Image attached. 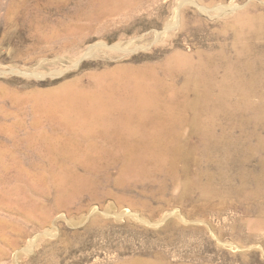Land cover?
I'll return each instance as SVG.
<instances>
[{"label": "rangeland", "instance_id": "rangeland-1", "mask_svg": "<svg viewBox=\"0 0 264 264\" xmlns=\"http://www.w3.org/2000/svg\"><path fill=\"white\" fill-rule=\"evenodd\" d=\"M135 78L185 161L81 164ZM0 264H264V0H0Z\"/></svg>", "mask_w": 264, "mask_h": 264}, {"label": "bare ground", "instance_id": "bare-ground-1", "mask_svg": "<svg viewBox=\"0 0 264 264\" xmlns=\"http://www.w3.org/2000/svg\"><path fill=\"white\" fill-rule=\"evenodd\" d=\"M226 9H229V8H226V7H224V8H220V7L219 8H216V10H222V11H225ZM135 71H137V70H135ZM142 77H144V76H142ZM135 79L137 80V78H135ZM135 79H134V81H136ZM132 81H133V78L131 79V82ZM139 83H140V81H138V83H136L134 85L133 84L131 85V90L129 88L130 93L126 94L127 96L124 95L125 97H127L126 100H125V102H121L119 100L120 99L119 97H118L119 99L117 100V98H114L113 96H112L113 98H111L109 96V101L108 102L106 101L105 103H103L102 101H100V99H101L100 98L99 99L100 102H98L99 105H97L96 109H93L92 111H90L88 113V115L91 116L90 118L93 119L94 122H96V124H95L96 126H92L91 125L89 127H86V125L88 124L87 123V124H84L85 125V127H84L82 125V123H81V125L83 126V128H80L79 129L80 134L83 135V139L85 141H90V142L84 144L85 147L87 146V152H89V151L91 152L90 157L83 158L84 156L81 157V156L78 155V154H85L86 153V151L83 149V146H82L83 144L77 143L78 144L77 146H72V145H68L69 144L68 143V144H59V145H55V146H51L49 144L51 147L49 149L47 148L48 154L46 153L47 156L49 157L48 159H51V161H53V162H55V161L56 162L75 161V160L78 159L77 156H79L80 163L83 164V165H87L88 167L90 166L89 162H91V163L92 162L102 163L104 161L106 162L105 159H107V160H109L112 163H120L122 165L123 169H125L126 167H128L129 163H131L132 160H136L138 158L137 156H141V155H145V161L148 162L149 164H153L155 166L154 168H157V166H160V168L162 169L163 167L168 166V167H171L173 169L174 166H175V164L177 162H179V161L184 162L185 159H186V154H185V150L183 149L182 144L179 143V141H178V138H179L178 137V133L180 131H177L176 130V127H175V124H174L175 120H173V119H167L163 123L162 119L160 120V119L156 118L157 116H161V115H157V114H159L158 112H160L161 109L159 110V109L155 108V106L158 107V105H159V104H155L158 101L154 102V100H153V99H155L154 98L155 95H154L153 90L156 88L157 85L155 86L154 89L152 88L153 89L152 91H151V89H149V92H146L145 89L142 88V87H144L143 82H142L141 85ZM129 84H130V82H129ZM127 86H129V85L127 84ZM119 87L121 88V86H119ZM197 88H198V86H197ZM159 89H163V88H159ZM100 90H102V89H100ZM118 90H120V89H118ZM121 90H123V88ZM196 91L197 90H195V95H197V97H198L199 95L197 94ZM100 92H102V91H100ZM104 93H102V95H105ZM97 95L100 96V94H98V93H97ZM99 96H97V97H99ZM79 97H81V96L79 95ZM71 99L72 98H70V100ZM93 100L96 101L94 99V97H93ZM199 100H200V98H199ZM202 100H204V99H202ZM94 101H92V102H94ZM192 101L194 103V100L193 99H192ZM192 101H190L191 102L190 104H192ZM101 102L103 104H101ZM96 104H97V101H96ZM187 105H189V104H187ZM196 105H198V104H196ZM189 106H192V105H189ZM79 108H80V106H79ZM91 108L92 107L90 106V110H91ZM170 108H171V106H169L167 108H164V109L169 112ZM61 109H65V108L63 107ZM88 109H89V107H88ZM77 110H80V109H76V111ZM191 110H194V109H191ZM195 112H197V111H195ZM78 114H79V112H78ZM155 114L157 115V116H155L156 120L157 119L160 120L159 124L157 123L158 122V120H157L156 123L158 125L154 122L156 125H152V126L150 125V126H148V127L145 128V119H147V121H149V119H150L149 122H151V118L154 117ZM85 115L87 116V111H86V114ZM183 115L184 114L182 113V116ZM79 116H80V114H79ZM80 117H84V116H80ZM155 118H154V120H155ZM167 118H169V117L167 116ZM81 119H83V118H81ZM85 119H84V122H85ZM179 120H180V118H179ZM76 121H78V120H76ZM129 121H134L137 125H135L133 127H129L128 124H127ZM98 122L99 123H103V125H101V124L98 125ZM180 123H182V122H180ZM91 124H92V122H91ZM79 127H81V126L79 125ZM198 128H200V127L198 126ZM210 128H212V127H210ZM74 130H75V128H74ZM208 130H209V128H208ZM90 138L91 139H94V140H96V138H97V140L99 142L104 143L106 145V147H100V146H98L97 143L94 140L91 141ZM220 138H221V136H220ZM224 140L226 141V139H224ZM224 140L221 139V141H224ZM226 142H228V141H226ZM62 143H65V142H62ZM70 144H72V143L70 142ZM206 154H208V153H206ZM140 161L142 162V160H140ZM136 162H138V161H136ZM210 163H212V162H210ZM144 167H145V165L143 167L141 166V168H144ZM66 169H68V168H66ZM128 170H130V169H128ZM150 170H152V168ZM172 172H169V173H172ZM205 189H207V188L206 187H203V189H202L203 190V194L205 196H209V193H207ZM186 190H187V187H186ZM207 191H209V190H207Z\"/></svg>", "mask_w": 264, "mask_h": 264}]
</instances>
